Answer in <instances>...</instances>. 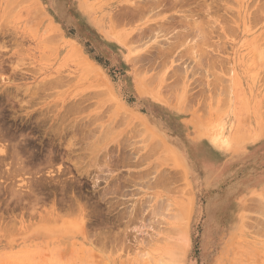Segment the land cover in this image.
<instances>
[{
	"label": "rangeland",
	"instance_id": "rangeland-1",
	"mask_svg": "<svg viewBox=\"0 0 264 264\" xmlns=\"http://www.w3.org/2000/svg\"><path fill=\"white\" fill-rule=\"evenodd\" d=\"M180 1L0 0V264H264V0Z\"/></svg>",
	"mask_w": 264,
	"mask_h": 264
},
{
	"label": "bare ground",
	"instance_id": "bare-ground-1",
	"mask_svg": "<svg viewBox=\"0 0 264 264\" xmlns=\"http://www.w3.org/2000/svg\"><path fill=\"white\" fill-rule=\"evenodd\" d=\"M165 1H166V0H165ZM172 1H174V0H172ZM179 1H180V0H178V2H179ZM181 1L183 2V0H181ZM181 1H180V3H181ZM163 2H164V1H163ZM175 2H177V1H175ZM202 2H203V1H202ZM205 2H206V1H204L203 3H205ZM203 3H202V4H203ZM176 4H177V3H176ZM183 4H184V3H183ZM181 5H182V3H181ZM203 6H204V5H203ZM209 6H211V5H210V4H209V5H206L205 8H206V9L208 8V10H209V8H210ZM53 37H54V36H53ZM57 37H58V36H57ZM57 37H56V38H57ZM59 39H60V38H59ZM142 59H143V58H142ZM4 94H5V93H4ZM4 96H5V95H4ZM1 98H2V97H1ZM13 100H15V99H13ZM11 102H12V101H11ZM11 102H10V103H11ZM0 108H2V107H0ZM2 109H3V108H2ZM1 114H2V113L0 112V115H1ZM11 116H12V115H11ZM1 118H2V116H1ZM1 118H0V119H1ZM3 118H4V117H3ZM2 121H3V120H2ZM2 121H1V122H2ZM13 121H14V120H13ZM1 122H0V138H7V139L10 138V139H8V140L13 141V143H14V140H15V139H14V136H16V135H14L13 133H11V131H10L9 128H4V127H6V125H4L5 123H3V122L1 123ZM37 122H38V121H37ZM12 123H13V122H12ZM31 124H32V123H31ZM134 124H135V123H134ZM3 125H4V126H3ZM53 127H54V126H53ZM55 127H56V126H55ZM134 127H135V126H134ZM10 128H11V127H10ZM8 129H9V130H8ZM19 130H22V129H19ZM28 130H29V129H28ZM51 130H52V129H51ZM57 130H58V129H57ZM22 132H23V131H22ZM58 133H59V132H58ZM19 134H20V133H19ZM19 134H18V135H19ZM52 134H53V133H52ZM22 135H23V134H22ZM54 135H55V134H54ZM62 135H63V134H62ZM17 137H18V136H17ZM15 138H16V137H15ZM23 138H24V137H23ZM25 138H26V137H25ZM61 139H62V138H61ZM16 140H17V139H16ZM19 140H20V139H19ZM11 141H10V143H11ZM21 141H22V139H21ZM60 142H61V140H60ZM1 143H2V142H1ZM8 143H9V142H8ZM13 143H12V144H13ZM27 143H28V141L26 142V140H24V141H22V142H20V141L18 142V141H17L16 143H14V144H13L14 146L11 148V153L8 154L9 157H7L6 155H5L4 157H1V156H0V157H1V158H0V166H3V167H4V165L6 166L7 163H4V162H6V161H7L6 159L8 158L9 160H10V159H11V160H12V159H15V160H16V164L18 165V167H20L19 165H21V164L24 163V162L21 161V160H23V159H20L22 156H20L19 153H23V152H21L20 150H23L24 152L26 151V153H27L28 151H29V152L32 151V149L29 148V147H30L29 145H31V144H27ZM0 145H1V144H0ZM48 145H49V144H48ZM53 145H54V144H53ZM56 146H57V145H56ZM72 147H73V146H72ZM5 149H6V148H5ZM4 151H5V150H4ZM47 151H48V150H47ZM3 153H4V152H3ZM3 153H2V154H3ZM5 153H6V152H5ZM5 153H4V154H5ZM26 153H24V154H26ZM2 154H1V155H2ZM4 154H3V155H4ZM60 154H61V153H60ZM62 154H63V153H62ZM35 155H36V154H35ZM167 155H168V154H167ZM47 156H48V155H47ZM50 156H51V155H50ZM59 156H60V155H59ZM66 156H67V155H66ZM71 156H72V155H71ZM6 157H7V158H6ZM29 157H30V156H29ZM32 157H33V156H32ZM48 157H49V156H48ZM48 157H47V158H48ZM51 157H52V156H51ZM5 158H6V159H5ZM117 158H118V156H117ZM31 159H32V158H31ZM31 159H30V161H31ZM52 159H53V158H52ZM71 159H72V158H71ZM111 159H112V158H111ZM172 159H173V158H172ZM24 160H25V159H24ZM24 160H23V161H24ZM28 160H29V158H28ZM28 160H27V161H28ZM53 160H54V159H53ZM53 160H52V161H53ZM105 160H106V159H105ZM30 161H29V162H30ZM44 161H45V160H44ZM50 161H51V160H50ZM50 161H49V162H50ZM8 162H9V161H8ZM57 162H58V161H57ZM138 162H139V161H138ZM14 163H15V162H14ZM30 163H31V162H30ZM42 163H43V162H42ZM46 163H48V162L46 161ZM73 163H74V162H73ZM136 163H137V162H136ZM25 164H28V162L25 163ZM109 164H110V163H109ZM28 165H29V164H28ZM135 165H136V164H135ZM7 166H8V165H7ZM9 166H10V165H9ZM12 166H13V164H12ZM12 166H11V167H12ZM45 166H47V165H45ZM52 166H53V165H52ZM32 167H33V166H32ZM39 167H41V166H39ZM0 168H2V167H0ZM20 168H21V167H20ZM22 168L24 169V165H23ZM26 168H28V167H26ZM9 169H11V168H9ZM12 169H13V168H12ZM15 169H17V168L15 167ZM35 169H36V168H35ZM42 169H43V167H42ZM70 169H71V168H70ZM77 169H78V168H77ZM5 170H6V169H5ZM26 170H27V169H26ZM43 170H44V169H43ZM0 171H1V170H0ZM16 171H17V170H16ZM16 171H15V173H16ZM32 171H33V170H32ZM32 171H31V172H32ZM10 172H12V171H10ZM19 172L21 173V171H19ZM39 172H40V171H39ZM39 172H38V173H39ZM41 172H42V171H41ZM62 172H63V171H62ZM78 172H79V171H78ZM13 173H14V172H12L11 174H13ZM17 173H18V172H17ZM33 173H34V172H33ZM81 173H82V172H81ZM81 173H80V174H81ZM140 173H141V172H140ZM164 173H165V172H164ZM0 174H1V173H0ZM23 174H25V173H23ZM29 175H30V174H29ZM6 176H7V175H6ZM8 176H9V175H8ZM16 176H17V175H16ZM41 176H42V175H41ZM41 176H40V177H41ZM44 176H45V175H44ZM64 176H65V175H64ZM2 177H4V176H2ZM11 177H12V175H11ZM11 177H10V178H11ZM14 177H15V176H14ZM21 177H22V176H21ZM53 177H54V176H53ZM113 177H114V176H113ZM0 178H1V177H0ZM10 178H9V179H10ZM26 178H27V177H26ZM50 178H51V177H50ZM11 179H13V178H11ZM11 179H10V180H11ZM27 179H28V178H27ZM70 179H71V178H70ZM170 179H171V178H170ZM15 180H16V179H15ZM46 180H47V179H46ZM58 180H59V179H58ZM68 180H69V179H68ZM177 180H178V179H177ZM16 181H17V180H16ZM30 181H31V180H30ZM59 181H60V180H59ZM155 181H156V180H155ZM171 181H172V180H171ZM1 182H2V181H1ZM1 182H0V183H1ZM10 182H11V181H10ZM10 182H9V183H10ZM27 182H28V181H27ZM40 182H41V181H40ZM49 182H51V181H49ZM55 182H56V181H55ZM33 183H34V182H33ZM59 183H60V182H59ZM135 183H136V182H135ZM15 184H16V183H15ZM72 184H73V183H72ZM162 184H163V183H162ZM166 184H167V183H166ZM1 185H2V184H1ZM1 185H0V187H1ZM9 185H10V184H9ZM17 185H18V184H17ZM34 185H35V183H34ZM164 185H165V184H164ZM171 185H172V184H171ZM7 186H8V185H7ZM132 186H133V185H132ZM13 187H14V186H13ZM57 187H58V186H57ZM180 187H181V186H180ZM7 188H9V187H7ZM14 188H15V187H14ZM38 188H39V187H38ZM43 188H44V187H43ZM67 188H68V187H67ZM116 188H117V187H116ZM20 189H21V188H20ZM52 189H53V188H52ZM58 189H59V188H58ZM69 189H70V188H69ZM73 189H74V188H73ZM179 189H180V188H179ZM9 190H10V188H9ZM9 190H8V191H9ZM12 190H14V189H12ZM61 190H62V189H61ZM181 190H182V189H181ZM17 191H18V190H17ZM65 191H66V190H65ZM65 191H64V192H65ZM67 191H68V190H67ZM13 192H14V191H13ZM18 192H19V191H18ZM29 192H30V191H29ZM31 192H32V191H31ZM45 192H46V191H45ZM6 193H7V192H6ZM11 193H12V192H11ZM42 193H43V192H42ZM66 193H67V192H66ZM68 193H69V192H68ZM26 194H27V193H26ZM30 194L32 195V193H30ZM30 194H28V196H30ZM46 194H47V193H46ZM9 195L11 196L12 194H9ZM19 195H20V194H19ZM6 196H7V195H6ZM15 196H16V195H15ZM17 196H18V195H17ZM20 196H21V195H20ZM20 196H19V199H20ZM23 196H24V195H23ZM75 196H76V195H75ZM81 196H82V195H81ZM36 197H38V196H36ZM46 197H47V196H46ZM48 197H49V196H48ZM69 197H70V196H69ZM0 198H1V197H0ZM6 198H7V197H6ZM8 198H10V197H8ZM8 198H7V199H8ZM11 198H12V197H11ZM30 198H31V197H30ZM39 198H40V196H39ZM77 198H78V197H77ZM4 199H5V198H4ZM7 199H5V200H7ZM13 199H14V198H13ZM21 199H22V198H21ZM21 199H20V200H21ZM31 199H32V198H31ZM56 199H57V198H56ZM66 199H68V198H66ZM32 200H34V199H32ZM39 200H40V199H39ZM69 200H71V199H69ZM3 201H4V200H3ZM11 201H12V200H11ZM11 201H10V202H11ZM14 201H15V200H14ZM14 201H13V202H14ZM17 201H18V200H17ZM23 201H24V200H23ZM37 201H38V200H37ZM58 201H59V200H58ZM80 201H81V200H80ZM59 202H60V201H59ZM67 202H68V200H67ZM260 202H261V201H260ZM3 203H4V202H3ZM3 203H2V204H3ZM15 203H17V202H15ZM38 203H40V202L38 201ZM64 203H66V202H64ZM64 203H62V204H64ZM17 204H19V202H18ZM17 204H16V205H17ZM31 204H32V202H31ZM73 204H74V203H73ZM84 204H85V203H84ZM262 204H263V203H262ZM3 205H4V204H3ZM7 205H8V204H6V206H7ZM67 205H68V204H67ZM32 206H33V205H32ZM74 206H75V204H74ZM74 206H73V207H74ZM84 206H85V205H84ZM11 207H12V206H11ZM65 207H66V206H65ZM75 209H76V208H75ZM4 210H5V209H4ZM4 212H5V211H4ZM176 213H177V212H176ZM0 218H1V217H0ZM175 246H176V245H175ZM173 254H174V253H173ZM164 258H165V257H164ZM170 261H171V260H170Z\"/></svg>",
	"mask_w": 264,
	"mask_h": 264
}]
</instances>
